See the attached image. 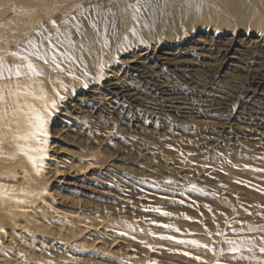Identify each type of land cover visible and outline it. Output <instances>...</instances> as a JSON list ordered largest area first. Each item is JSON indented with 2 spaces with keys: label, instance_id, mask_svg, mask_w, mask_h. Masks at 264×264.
<instances>
[{
  "label": "rangeland",
  "instance_id": "1",
  "mask_svg": "<svg viewBox=\"0 0 264 264\" xmlns=\"http://www.w3.org/2000/svg\"><path fill=\"white\" fill-rule=\"evenodd\" d=\"M100 1L111 61L56 96L39 174L0 153L20 199L0 208V264H256L227 240L264 260V0H155L158 24L123 47L132 0Z\"/></svg>",
  "mask_w": 264,
  "mask_h": 264
},
{
  "label": "bare ground",
  "instance_id": "2",
  "mask_svg": "<svg viewBox=\"0 0 264 264\" xmlns=\"http://www.w3.org/2000/svg\"><path fill=\"white\" fill-rule=\"evenodd\" d=\"M154 1L155 0H147L148 10L143 13L142 23L146 22L148 27L158 24L159 17L161 16L159 15V17H157L158 15H155V12H158L159 14L162 11V5H157V2L153 4ZM231 2L234 5L243 4V0H231ZM71 3H74L73 5H80L83 3L81 5L85 9H91L92 6L99 4L102 6V9L106 14L110 10L113 14L108 15V19L109 21L114 22L115 27L113 29L110 24L108 36H111V34L114 35L116 31H119L120 25L117 24L116 19L114 20L116 16L115 9L111 6L105 5V3L100 0H96L93 3H91L90 0H0V53L5 54L0 56V61H2L8 67L20 65L21 70L23 72H27V69L24 67V61L19 59L18 56L12 55V53L19 52L21 48L27 47V41L29 39H35L39 42L40 37L36 35L37 32H43L44 35L55 33L56 29L52 27V21H55L61 31L71 27L72 38L77 45V49H79L80 44L84 45V50H77V63L76 65H72V68L75 73V78L88 82L90 77L94 76L96 72L100 71L99 65L101 63H108L111 61L110 55L114 46L111 42V37H108L110 46L104 48L101 46L102 42L98 40V50L96 51L97 48L95 45L91 44L89 41V39H92V29L89 25V21H82L84 18L80 16V7H77V11L72 12L71 7H67L68 4ZM135 3L136 0H132V4ZM63 7L67 8H65V10L62 11L60 15H55V17L48 20L47 17L53 12V10H51L52 8L58 10L59 8ZM177 9H179V7L175 5L171 9L172 13H175ZM88 14L91 13H86V15ZM126 14L128 15L127 22H125L127 36H129V39H133L129 31L133 27L132 10L129 9ZM73 16L77 17L76 20L84 22V29L88 31L85 37L77 35L74 31L75 28L72 26L75 25L76 20L72 19ZM65 19L69 21L68 25L63 23ZM45 29L47 31H45ZM140 29L138 30L140 31ZM124 30L126 31V29ZM45 46H47V41H45ZM30 59L37 69L43 73L42 76H22L20 78L13 76L12 79H8L7 73H5V78L0 79V87L4 88L6 95V103L4 106L0 107V114H2L3 108L7 109V115L5 119L0 121V138H2V143H0V153L2 154H4V149L7 150L6 154L8 152L21 154L17 145H23L24 141L16 140L14 138V133L17 131V120L19 119L20 121L22 131L26 126V114L30 112L29 106L35 107L37 110H40L43 106V101L34 99L32 96L13 95L9 98V89L15 93L19 86L21 90L28 88L37 95L39 94V90L42 89L47 94V99L51 101L53 99L57 100V92L64 96L71 90L78 87L76 85L78 84L77 79L69 76L67 72H60L59 70L55 69V66L50 62L45 64L42 60L35 59V57H31ZM62 67H67V65L62 64ZM60 82H62L63 87L61 86ZM9 129H11V131ZM29 144L32 146L34 143L29 142ZM90 168L86 167L84 173H88ZM17 200L20 199L16 198L15 200L11 195L4 197L0 199V208L5 205H9L8 207L14 206L16 203H18Z\"/></svg>",
  "mask_w": 264,
  "mask_h": 264
},
{
  "label": "snow or ice",
  "instance_id": "3",
  "mask_svg": "<svg viewBox=\"0 0 264 264\" xmlns=\"http://www.w3.org/2000/svg\"><path fill=\"white\" fill-rule=\"evenodd\" d=\"M81 8L80 16L84 19L89 21V25L96 31V35L98 40L101 41V46L104 48L109 47V26L115 27L114 22L109 21L108 15H112L111 11L106 14L105 11L102 9V6L97 4L92 6L91 9H85L82 5L78 6ZM131 9L132 10V20H133V27L129 30L130 35L133 39H129V36L123 37V42L120 47L125 45H130L133 40L139 39L142 42V37L140 28L148 27L146 22L142 23L143 20V13L148 10L147 0H136L135 4H129L125 11ZM91 13L86 15V13ZM73 20H76L77 17L73 16ZM65 25L69 24V21L65 19L63 21ZM53 27L56 29L55 33H49L48 35H44L43 32H37V36L40 37L39 42L35 39H29L27 41V47L21 48L19 52H14L12 55L18 56L19 59L24 61V67L27 69V72H23L21 70L20 65H16L14 67H8L2 61H0V79L5 78V73H7V78L12 79V77L20 78L22 76L28 77H40L43 75L41 71L37 69V67L32 63L31 57H35L37 60H42L45 64L49 62L55 66V69L59 70L60 72H67L69 76L75 78V73L73 71L72 65H76L77 57L76 52L77 50H84V45L80 44L79 49H77V45L72 38V31L71 27L66 28L65 30L61 31L55 21H52ZM75 27L76 34L82 36L83 33L81 32L82 25L77 23L73 25ZM102 28V30H101ZM45 31H47L45 29ZM45 41H47V46H45ZM119 51V47L117 49ZM62 64H66L67 67H62ZM105 68L104 63L99 65L100 73H103ZM99 78V77H98ZM61 86L63 87L62 82ZM87 87V83L84 84ZM32 96L34 99H39L43 101V106L40 110H37L35 107H30V112L27 113V121L26 126L21 131V124L19 119L17 120V131L14 133V138L16 140L24 141L23 145L18 144L17 147L21 154L25 155L29 162L32 164L33 168L37 170V174H39V169H41L43 165V160L45 159L47 153L45 152V147L47 146V122L48 118L52 115L53 111L57 107V100L53 99L49 101L47 99V94L41 89L39 90V94L37 95L35 92L30 91L28 88H24L23 90L20 89L18 86L17 91L13 93L10 89L8 92V97L11 96ZM56 96L62 100L63 96L60 95L59 92L56 93ZM6 103V95L4 88L0 87V107L4 106ZM7 115V109L3 108L2 114H0V121L4 120ZM11 131V129H9ZM35 142V146H31L29 142ZM0 143H2V138H0ZM167 183H171V181H167ZM195 189V185L192 186ZM11 194L0 186V199L4 197H8ZM27 195V193H25ZM23 202V201H19ZM156 211H160L156 209ZM163 215H168V213H162ZM163 227H169L168 225H163ZM257 230H264V229H254L249 228V232L257 231ZM163 238V237H162ZM168 239H172L168 237ZM230 247L228 251L235 255L234 259L240 260H253L256 261V264H264V260H258L255 255L253 256H245L243 255V251H247L251 253L255 245L252 244L251 240L241 241L240 244H237L233 240L226 241ZM177 243H190L196 245L198 247L202 245H198L196 241H177ZM264 243V240H262ZM259 251L261 254H264V247H260ZM188 255V253H185Z\"/></svg>",
  "mask_w": 264,
  "mask_h": 264
}]
</instances>
